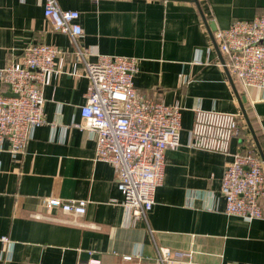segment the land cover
I'll list each match as a JSON object with an SVG mask.
<instances>
[{
  "label": "crops",
  "instance_id": "1",
  "mask_svg": "<svg viewBox=\"0 0 264 264\" xmlns=\"http://www.w3.org/2000/svg\"><path fill=\"white\" fill-rule=\"evenodd\" d=\"M77 10L83 35L78 45L96 54L138 59L135 89L145 97L182 106L180 146L167 149L162 184L146 220L132 221L122 205L111 164L95 161L94 134L81 122L88 79L69 35L43 15L42 0H0V72L32 43L56 46L55 71L43 87L45 122L22 153L0 152V264H155L159 247L189 252L168 264H264L262 217L247 220L224 212L220 192L232 154L253 149L264 156V89H242L219 64L224 56L216 29L264 14V0H57ZM0 92L12 93L0 73ZM244 96L243 108L239 97ZM238 116L239 135L229 154L191 146L194 110ZM244 112V113H243ZM260 151V152H259ZM45 196L86 199L83 216L54 209ZM126 256L135 257L132 260Z\"/></svg>",
  "mask_w": 264,
  "mask_h": 264
},
{
  "label": "built area",
  "instance_id": "2",
  "mask_svg": "<svg viewBox=\"0 0 264 264\" xmlns=\"http://www.w3.org/2000/svg\"><path fill=\"white\" fill-rule=\"evenodd\" d=\"M42 1L44 17L56 31L69 35L74 55L83 63L88 79L79 111L82 121L75 127L94 134V160L112 165L122 205L132 221L146 220L155 203L156 190L163 182L165 151L181 144L182 106L179 102L154 101L135 89L133 75L138 59L134 57L96 54V60L89 61L88 50L77 43L83 35L79 12L61 9L57 0ZM213 39L224 56L219 64L242 89L248 86L264 89V14L216 29ZM58 54L54 45L32 43L23 49L17 61L1 69V79L13 95L0 92V152L7 141V151L12 157L22 153L33 131L45 122L43 87L47 76L55 71ZM191 135L193 148L229 154L231 139L239 135L238 116L196 108ZM220 192L227 215L247 220L262 217L259 199L264 195V159L253 149L232 154ZM87 203L86 199L66 201L45 196L42 204L48 213H35L33 217L55 219L48 216L54 209L74 217L83 216ZM0 241L10 252L13 242L6 236L0 237ZM156 253L155 264L190 256L189 252H173L163 247ZM77 264H100V261L89 258Z\"/></svg>",
  "mask_w": 264,
  "mask_h": 264
},
{
  "label": "water",
  "instance_id": "3",
  "mask_svg": "<svg viewBox=\"0 0 264 264\" xmlns=\"http://www.w3.org/2000/svg\"><path fill=\"white\" fill-rule=\"evenodd\" d=\"M10 95H13V93H9L8 94V96H10ZM239 102H240V104H241V107L243 108V103L245 102V97L244 96H241V97H239ZM244 113V112H243ZM260 152V151H259ZM261 154V158L262 159H264V156L262 155V153H260Z\"/></svg>",
  "mask_w": 264,
  "mask_h": 264
}]
</instances>
